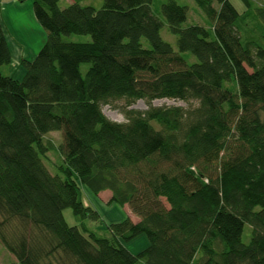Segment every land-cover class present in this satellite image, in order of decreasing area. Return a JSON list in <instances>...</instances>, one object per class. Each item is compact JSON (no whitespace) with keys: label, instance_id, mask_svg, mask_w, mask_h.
Instances as JSON below:
<instances>
[{"label":"trees","instance_id":"16d2710c","mask_svg":"<svg viewBox=\"0 0 264 264\" xmlns=\"http://www.w3.org/2000/svg\"><path fill=\"white\" fill-rule=\"evenodd\" d=\"M33 0L46 40L18 80L0 21V242L11 264H264V0L161 5L177 48L161 36L154 0ZM259 25L260 30L248 26ZM89 34L91 41L65 40ZM145 39L149 46H144ZM197 60L188 62L184 53ZM89 63L85 73L81 65ZM189 105H154L156 99ZM123 99L124 121L103 111ZM144 100L147 108L131 105ZM62 131L51 173L43 136ZM82 186L139 217L99 221ZM250 226L248 242L243 240ZM145 235L148 246L126 243Z\"/></svg>","mask_w":264,"mask_h":264},{"label":"rangeland","instance_id":"374dc122","mask_svg":"<svg viewBox=\"0 0 264 264\" xmlns=\"http://www.w3.org/2000/svg\"><path fill=\"white\" fill-rule=\"evenodd\" d=\"M104 0H82L81 3L83 5H93L96 8H101L103 5ZM167 0H154L152 4V10L153 12L162 20L163 26L161 28V36L162 38L169 42L175 50H178L177 48V36L173 34L168 27V23L161 13V5ZM180 4H185L189 8L188 17L187 20L184 22V26L192 25V24H203L207 27H211V22L208 20L206 15L203 13V11L196 5L194 0H177ZM232 3L236 6V8L243 12L246 9V5L242 0H231ZM257 0L253 1V4H257ZM60 5L62 7H66L68 5L67 0H60ZM248 26L255 27L260 30L259 25L255 23H248ZM65 40H71V41H79V42H87L91 41V36L89 34H72L69 36H64ZM142 42L144 46H149L148 42L145 39H142ZM43 46V45H42ZM41 46V47H42ZM41 49V48H40ZM39 49V50H40ZM39 52V51H38ZM37 52V53H38ZM184 55L187 57L188 62L192 63L197 60V58L192 55L189 52L184 53ZM22 61V60H21ZM17 61H13L7 65L4 66L3 70L4 72L8 71V68H11L12 70L17 69L18 65H16ZM21 68L23 67L22 64ZM19 65V66H20ZM89 63H83L81 65V71L83 73L86 72V70L89 68ZM24 68V67H23ZM125 103V100L120 99L116 100L113 103L110 104H104L102 109L104 113L111 119L115 121H124L125 116L122 112V107ZM154 105H181L184 107H187L189 104L183 100H177V99H169V98H162V99H156L153 101ZM131 107L144 110L147 108V103L140 99L134 102ZM44 143L51 142L52 147L47 152V157L42 156L43 161L45 162L47 168L50 170L51 173L55 174L59 172V165L63 163V158L61 155V152L59 150V146L63 142V133L62 131H50L46 133L43 136ZM108 202V201H107ZM109 203V202H108ZM64 216L67 220V222L71 225H77L81 226L82 222H85L87 225H91V227L98 231L101 235H109V232L107 229L103 228H95V224H98V221H94L91 219H82L81 217L75 215L73 213V210L71 208H67L64 210ZM250 238V226L248 225L246 227L245 234L243 236V240L245 242H248ZM148 239L145 235H140L133 240L126 243V246L131 250L132 252H139L140 250L146 248L148 246ZM14 261V256L11 252L7 250V248L0 242V264H11Z\"/></svg>","mask_w":264,"mask_h":264},{"label":"crops","instance_id":"0c3cea01","mask_svg":"<svg viewBox=\"0 0 264 264\" xmlns=\"http://www.w3.org/2000/svg\"><path fill=\"white\" fill-rule=\"evenodd\" d=\"M72 2L73 0H67L68 5ZM0 21L11 53V62L14 59L18 65V70L8 68L7 73L20 80L25 74V69L20 65L21 60L35 58L46 40V32L35 17L33 0H0ZM81 196L83 202L96 209L101 216V220L95 224L96 229H106L108 224L120 222L127 217L134 222L139 221V217L133 214L127 205L107 202L111 197L109 190L95 195L82 186ZM89 227L92 228L91 225Z\"/></svg>","mask_w":264,"mask_h":264}]
</instances>
